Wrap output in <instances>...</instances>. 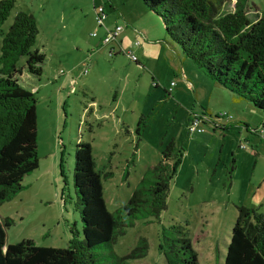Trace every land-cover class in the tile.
Wrapping results in <instances>:
<instances>
[{"label": "rangeland", "instance_id": "1", "mask_svg": "<svg viewBox=\"0 0 264 264\" xmlns=\"http://www.w3.org/2000/svg\"><path fill=\"white\" fill-rule=\"evenodd\" d=\"M14 2L2 32L18 12L32 15L38 29L33 50L44 61L40 76L27 71L25 57L16 65L18 83L36 100L38 168L23 179L12 201L0 205V222L13 223L5 229V246L31 240L38 247L65 249L73 226L81 237L72 186L77 142L91 145L105 207L114 213L173 140L174 175L165 210L158 218L135 221L116 237L111 252L125 258L144 240L147 250L123 264H167L171 228L180 227L198 264H223L236 207L257 204L264 213V115L216 87L170 44L160 18L140 0ZM234 4L224 3L221 13L233 11ZM247 6L250 21L264 14V0H248ZM100 7L101 26L95 14ZM115 27H121L115 41L103 43L105 32ZM207 110L212 121L199 122L202 132L190 133L189 125ZM221 114L232 118L231 130L213 122Z\"/></svg>", "mask_w": 264, "mask_h": 264}, {"label": "trees", "instance_id": "2", "mask_svg": "<svg viewBox=\"0 0 264 264\" xmlns=\"http://www.w3.org/2000/svg\"><path fill=\"white\" fill-rule=\"evenodd\" d=\"M230 1L140 0L160 18L167 40L186 59L216 86L231 93L236 102L245 101L264 115V14L250 21L248 0H233V11L221 13L222 5ZM14 3L0 1V205L12 201L22 191L23 179L38 168L36 100L18 83L16 65L25 57L27 71L40 76L44 55L33 50L38 29L32 15L18 12L8 31L2 32ZM175 151V143L170 141L161 160L145 171L127 203L109 213L101 177L94 170L91 145L77 142L72 186L81 237L73 226L65 249L38 247L31 240L5 246V229L13 224L5 219L0 222V264H103L102 257L123 264L146 251V242L139 240L128 256L118 259L111 246L135 221L158 218L165 210ZM171 230L168 251H164L167 264H198L182 229ZM101 249L109 253L98 254ZM223 264H264V213L259 208L236 207Z\"/></svg>", "mask_w": 264, "mask_h": 264}, {"label": "built area", "instance_id": "3", "mask_svg": "<svg viewBox=\"0 0 264 264\" xmlns=\"http://www.w3.org/2000/svg\"><path fill=\"white\" fill-rule=\"evenodd\" d=\"M96 14V20H97V24L99 26H101L102 20L104 19V14H103V8H98L97 11L95 12ZM121 32V27H115V29L113 31H107L105 32V36L103 37V43H111L113 41H115L116 37L118 36V34ZM92 36L94 37L95 34H92ZM128 58H130L131 61H133L134 63L136 62V58L135 56H133L131 53H127L126 54ZM216 119L213 121L215 124H217L219 121L221 120H226V122H230L232 120L231 117H227V114H221L219 115V117H215ZM199 119V118H198ZM208 121L211 122L212 119L209 118L206 115H203V118L200 120L195 119V121L193 123H191L188 127V131L190 133H201L202 130L200 129V127H197L200 124H203L204 121ZM261 132V130H260Z\"/></svg>", "mask_w": 264, "mask_h": 264}, {"label": "crops", "instance_id": "4", "mask_svg": "<svg viewBox=\"0 0 264 264\" xmlns=\"http://www.w3.org/2000/svg\"><path fill=\"white\" fill-rule=\"evenodd\" d=\"M142 4V3H141ZM142 6H143V4H142ZM144 7V6H143ZM145 8V7H144ZM145 10H146V12H149L146 8H145ZM145 14H147V13H145ZM216 86V85H215ZM216 87H218V86H216ZM220 88V87H219ZM221 89H223V88H221ZM171 90V89H170ZM224 90V89H223ZM228 92V91H227ZM169 93V92H168ZM168 93H165V94H167L168 95ZM229 93V92H228ZM230 95H231V98H232V101L233 102H236L235 100H234V96L231 94V93H229ZM166 96V95H165ZM167 97H169V95L168 96H166V98ZM240 102V101H239ZM229 110H231V111H233L234 113H235V111L232 109V108H228ZM205 112V111H204ZM203 112V113H204ZM205 113H208L209 115H211V112H209L208 110L205 112ZM219 123H220V125L223 127L222 128V130L223 131H229V130H231V128H232V125H233V122L232 121H230V122H226V120L225 121H219ZM238 124H240L239 122H238ZM264 125V124H263ZM244 126V128H245V126L246 125H243ZM248 129H245V132H247V131H249V127L248 126H246ZM253 132L255 133L254 135H256V134H259V130L258 129H256V130H253ZM173 141V140H172ZM233 163H234V161H233ZM257 204H254L253 205V207H249V208H252V209H256V206ZM258 207V206H257ZM248 208V207H247Z\"/></svg>", "mask_w": 264, "mask_h": 264}]
</instances>
